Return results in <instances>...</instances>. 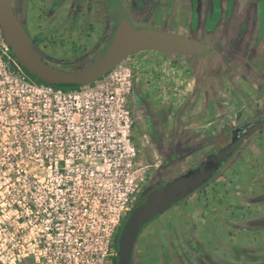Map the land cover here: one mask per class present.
<instances>
[{
    "label": "rangeland",
    "instance_id": "rangeland-1",
    "mask_svg": "<svg viewBox=\"0 0 264 264\" xmlns=\"http://www.w3.org/2000/svg\"><path fill=\"white\" fill-rule=\"evenodd\" d=\"M127 2L134 28L191 36L213 50L202 57L142 51L125 59L124 65L137 79L133 91L146 93L154 109V134L144 138L143 151L147 158L151 154L154 187L194 168L206 153L227 144L230 129L264 115V0ZM90 32L85 26L84 34ZM98 36L92 33L94 40ZM66 50L68 54L60 57L69 62L59 68H83L81 62H71L75 48ZM128 104L136 119L133 134L142 135L145 128L150 132L144 114L133 111L132 96ZM231 158L207 187L142 228L134 264H264V223L262 231L251 225L240 230L241 223H230L257 206L264 209V127ZM227 199L231 204L224 207ZM196 208L202 212L193 211ZM208 214L213 217L210 222ZM201 217L206 222L198 224ZM190 219L194 222L189 225ZM240 240L242 249H234L232 245Z\"/></svg>",
    "mask_w": 264,
    "mask_h": 264
},
{
    "label": "built area",
    "instance_id": "built-area-1",
    "mask_svg": "<svg viewBox=\"0 0 264 264\" xmlns=\"http://www.w3.org/2000/svg\"><path fill=\"white\" fill-rule=\"evenodd\" d=\"M124 62L62 89L0 42V264H114L118 230L151 179Z\"/></svg>",
    "mask_w": 264,
    "mask_h": 264
},
{
    "label": "water",
    "instance_id": "water-1",
    "mask_svg": "<svg viewBox=\"0 0 264 264\" xmlns=\"http://www.w3.org/2000/svg\"><path fill=\"white\" fill-rule=\"evenodd\" d=\"M0 31L14 57L34 77L59 88H77L93 83L119 63L140 51L208 56L210 44L191 36L155 28H134L131 15L122 12L107 49L89 65L67 71L46 62L36 51L10 0H0ZM264 127V118L234 127L226 145L206 156L196 167L152 189L127 216L119 238L117 264H133L134 247L143 227L206 184L236 149Z\"/></svg>",
    "mask_w": 264,
    "mask_h": 264
},
{
    "label": "flooded vegetation",
    "instance_id": "flooded-vegetation-1",
    "mask_svg": "<svg viewBox=\"0 0 264 264\" xmlns=\"http://www.w3.org/2000/svg\"><path fill=\"white\" fill-rule=\"evenodd\" d=\"M10 2L30 40L33 42L36 51L46 62L58 68L66 62H69L68 60H65L64 57H60V55L66 56L68 54V51L66 50L67 48L72 50L75 48V51L71 52L74 55L73 58L72 54H70L71 62H81L82 66L85 67L95 61L107 49L117 27L120 15L122 12H126L124 9H127V13L130 14V5L127 0H10ZM85 26H88L92 32L85 35ZM93 32H97V34L99 33V36L95 38V40L92 37ZM69 40H71V42ZM69 44L71 46H69ZM77 47H80L81 49L85 48V50L78 52L76 49ZM131 96L133 111L136 112V110H140L141 114H144L143 119L145 123H147V126L151 125L150 132L144 127V134L142 133V135H139L138 132L133 134V136H136V140L134 141H136L137 146L141 149L140 155L151 163V154L148 156L149 159L145 156L143 151L145 150L146 145L144 148H141L142 145L140 144V138L144 135L145 138H149L151 133L154 134V126L152 125L153 117L151 116V112H154V109L152 104L148 101V96L143 91L135 90ZM262 118H264V115L253 121L240 125L251 123ZM135 122L136 119L134 120V125ZM232 129H230V132ZM134 130L133 126V131ZM147 142H149V139ZM187 142H190V140ZM209 142L210 140L208 139L207 143ZM213 153H206L204 158ZM231 157L224 162L225 165L232 159ZM224 163L214 172L212 178L195 192L201 191L207 187L215 178L216 174L225 168ZM150 182L136 206L140 205L146 198L147 194L151 191L152 186ZM160 184L155 186H162ZM190 196H192V194ZM183 201L184 200L180 202ZM258 203L262 206V202ZM262 207L257 206L256 210L249 211L251 213L248 215H244L243 218L240 219H233L236 222L231 220L230 223H241L243 226L240 230L248 228L247 226L251 225L250 227L257 230L260 228L259 231H262L263 227H260L262 226L261 224L264 223V209ZM250 229L251 228L247 231ZM242 243L243 241L240 240L238 242L239 245L236 243L232 245V247L234 249L240 248L241 250ZM132 263L134 264V261Z\"/></svg>",
    "mask_w": 264,
    "mask_h": 264
},
{
    "label": "crops",
    "instance_id": "crops-1",
    "mask_svg": "<svg viewBox=\"0 0 264 264\" xmlns=\"http://www.w3.org/2000/svg\"><path fill=\"white\" fill-rule=\"evenodd\" d=\"M140 52H142V51H140ZM140 52L134 53L133 55L129 56L128 59L131 58V57H132V58H135L136 56H138L137 54H139ZM151 52H159V51H151ZM162 53H163V52H162ZM149 130H150V129H149ZM164 130H165V133H168V134L170 133L168 129H164ZM168 134H167V135H168ZM235 186H236V184H235ZM247 186H249V185H247ZM251 186H252V188H254L253 185H251ZM234 188H235V187H234ZM236 189H237V187H236ZM198 192H199V191H198ZM223 198H225V197H223ZM223 198H221V199H223ZM188 199H189V198H188ZM186 201H187V199H186ZM186 201H183V203L186 202ZM212 202H213V200H212ZM212 202H210V207H211V208L214 207L213 205H211ZM180 203L182 204V202H180ZM228 204H231V203H229V201H228V199H227V201L223 204V206H224V205H228ZM206 206H207V204H205L203 207H206ZM224 207H225V206H224ZM193 211H195V212H196V211H197V212H202V209H201V208H196V210H193ZM212 218H213V217H211V216L208 214V221H209V222L211 221ZM189 221H190V222H189V225L192 224V222H194V220H191V219H190ZM205 222H206V220H204V218H202V217L198 220V224H200V223H205Z\"/></svg>",
    "mask_w": 264,
    "mask_h": 264
},
{
    "label": "trees",
    "instance_id": "trees-1",
    "mask_svg": "<svg viewBox=\"0 0 264 264\" xmlns=\"http://www.w3.org/2000/svg\"><path fill=\"white\" fill-rule=\"evenodd\" d=\"M124 11H128L127 9H124ZM25 69V68H24ZM25 71L31 76V77H33L35 80H37L38 82H40V83H43V82H41L40 80H38L36 77H34L33 75H31L26 69H25ZM44 84H46V83H44ZM55 87V86H54ZM62 89H67V88H62ZM160 185H163V184H160ZM156 187H159V186H154V187H152L151 188V190L152 189H154V188H156ZM139 206V205H138ZM137 207V206H136ZM144 228V227H143ZM121 229H122V226L120 227V229L118 230V233H117V235H116V237H115V240H114V245H115V248L116 249H118V238H119V235H120V232H121ZM142 231V230H141ZM132 262H133V255H132ZM114 264H117V257H115L114 258Z\"/></svg>",
    "mask_w": 264,
    "mask_h": 264
}]
</instances>
